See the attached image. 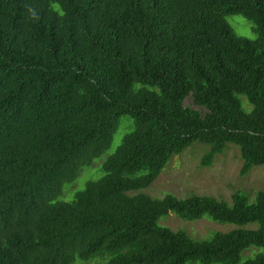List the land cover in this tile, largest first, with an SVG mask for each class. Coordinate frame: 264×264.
<instances>
[{"label":"trees","instance_id":"1","mask_svg":"<svg viewBox=\"0 0 264 264\" xmlns=\"http://www.w3.org/2000/svg\"><path fill=\"white\" fill-rule=\"evenodd\" d=\"M121 126L101 176L58 201ZM193 143L202 166L229 144L241 175L264 166V0H0V264H264L263 192L140 193ZM168 212L237 228L193 241Z\"/></svg>","mask_w":264,"mask_h":264},{"label":"rangeland","instance_id":"2","mask_svg":"<svg viewBox=\"0 0 264 264\" xmlns=\"http://www.w3.org/2000/svg\"><path fill=\"white\" fill-rule=\"evenodd\" d=\"M225 22L235 35L251 41L256 38L251 24L242 16H226ZM239 99L242 107L247 110L246 98L239 96ZM183 105L197 111L200 116L206 113L205 108L195 104L190 95L184 99ZM127 120L125 117L121 118V122H127ZM125 133L126 131L121 126L114 133L110 147L101 156L95 158L91 166L82 168L83 170L79 172L73 182L64 184L57 200L70 202L73 199V194L81 190L85 182L99 178L102 162L114 152ZM208 151V145L191 144L180 154L173 156L156 180L150 186L142 189L140 193L156 200H161L166 195H172L178 199L190 196L215 197L228 205L231 203L233 193L245 196L249 203L254 202L256 193H264V166L253 167L247 174L241 175L242 161L239 149L233 144H229L223 152L216 154L210 164L202 166L201 161ZM97 167L98 175L95 176L92 172L94 170H90ZM63 190H65L64 196ZM157 223L171 231H181L193 241L208 240L215 233H224L237 228L236 225L230 223L215 222L206 215L188 221L171 212L159 217ZM255 226L256 224H246L242 228L253 229Z\"/></svg>","mask_w":264,"mask_h":264}]
</instances>
